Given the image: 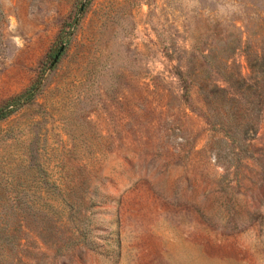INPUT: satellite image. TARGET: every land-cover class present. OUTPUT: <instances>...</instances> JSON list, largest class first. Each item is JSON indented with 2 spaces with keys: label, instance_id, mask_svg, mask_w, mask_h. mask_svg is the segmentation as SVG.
I'll list each match as a JSON object with an SVG mask.
<instances>
[{
  "label": "rangeland",
  "instance_id": "1",
  "mask_svg": "<svg viewBox=\"0 0 264 264\" xmlns=\"http://www.w3.org/2000/svg\"><path fill=\"white\" fill-rule=\"evenodd\" d=\"M1 248L264 264V0H0Z\"/></svg>",
  "mask_w": 264,
  "mask_h": 264
},
{
  "label": "trees",
  "instance_id": "2",
  "mask_svg": "<svg viewBox=\"0 0 264 264\" xmlns=\"http://www.w3.org/2000/svg\"><path fill=\"white\" fill-rule=\"evenodd\" d=\"M57 54H58V52H57ZM57 54H55V55H57ZM185 83H186V81H185ZM31 95H32V94H30L29 97H30ZM29 97H28V98H29ZM28 98H27V99H28ZM11 105H12V104H11ZM11 105H8V106H7V109H10V108H11ZM10 253H11L10 250H5L4 248H1V249H0V264H4V263H5L6 257H7V256H10V255H11ZM10 262H12L13 264H20V263L23 264L21 259H17V260L15 259V260H14V259L11 258V259L9 260V264H10Z\"/></svg>",
  "mask_w": 264,
  "mask_h": 264
}]
</instances>
